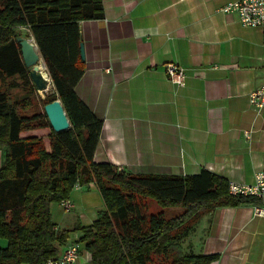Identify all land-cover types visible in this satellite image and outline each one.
<instances>
[{"label": "crops", "instance_id": "crops-1", "mask_svg": "<svg viewBox=\"0 0 264 264\" xmlns=\"http://www.w3.org/2000/svg\"><path fill=\"white\" fill-rule=\"evenodd\" d=\"M232 1L102 0L103 17L78 22L84 68L74 89L102 118L95 161L134 173L205 167L228 182L254 181L264 168V107L249 94L264 84V43L258 27L225 7ZM168 63L183 68L182 84ZM69 198V213L51 205L58 228L89 224L103 207L94 184ZM253 208L215 207L184 236V249L217 253L209 264H264V215Z\"/></svg>", "mask_w": 264, "mask_h": 264}, {"label": "trees", "instance_id": "trees-1", "mask_svg": "<svg viewBox=\"0 0 264 264\" xmlns=\"http://www.w3.org/2000/svg\"><path fill=\"white\" fill-rule=\"evenodd\" d=\"M101 17L102 0H0V264H46L70 243L79 244L87 264H209L217 253L182 245L193 225L217 206H264V197L231 194L228 180L205 167L185 175L134 173L93 159L102 118L74 86L84 68L78 22ZM17 36L37 44L54 89L43 105L61 101L66 129L51 127L44 106L26 111L28 95L10 100L17 86L36 93ZM32 129L47 133L26 132ZM91 183L103 203L95 218L58 228L51 205ZM151 202L180 211L166 216Z\"/></svg>", "mask_w": 264, "mask_h": 264}, {"label": "built area", "instance_id": "built-area-1", "mask_svg": "<svg viewBox=\"0 0 264 264\" xmlns=\"http://www.w3.org/2000/svg\"><path fill=\"white\" fill-rule=\"evenodd\" d=\"M225 7L234 10L239 22L243 25L258 27L262 33V43H264V0H234L229 2ZM166 72L173 82L182 84L184 78L182 67L174 63H168L166 65ZM249 101L258 109L264 107V84L250 92ZM75 187L78 186L76 185ZM228 190L231 194L264 197V168L255 172L252 183L229 181ZM72 205L73 203L69 198L63 199L60 202V207L64 210H69ZM253 211L255 214L264 215V206L255 205ZM78 255L79 244L70 243L63 248L57 257L48 259L46 264H76L75 261Z\"/></svg>", "mask_w": 264, "mask_h": 264}, {"label": "water", "instance_id": "water-1", "mask_svg": "<svg viewBox=\"0 0 264 264\" xmlns=\"http://www.w3.org/2000/svg\"><path fill=\"white\" fill-rule=\"evenodd\" d=\"M24 63L28 69L32 82L38 91L45 90L49 86V80L42 74L40 66L45 67L37 44L31 38L17 36ZM80 57L84 59V47L80 43ZM53 92V90L51 91ZM44 111L51 127L55 131L66 129L69 121L62 103L59 99L51 100L44 104Z\"/></svg>", "mask_w": 264, "mask_h": 264}, {"label": "rangeland", "instance_id": "rangeland-1", "mask_svg": "<svg viewBox=\"0 0 264 264\" xmlns=\"http://www.w3.org/2000/svg\"><path fill=\"white\" fill-rule=\"evenodd\" d=\"M41 70L42 71L44 70V73H46V78L49 80L50 87L47 90L38 91L36 89V93L33 92V91H29L28 93H24L23 88H21L19 86L14 87V88H11L9 90L10 91V100H12V101L14 99H22L23 96H27V95L29 96L30 104H29L28 108H26V111H28V112H31L33 110H41L42 107L44 106L42 99H44L47 94H50L52 90H54L53 89V86H52V83H51L50 76L48 75V72L46 70V67H43L42 66ZM13 78L15 80H17L18 82H20V79L18 77L15 76ZM0 86L1 87L6 86L5 82L4 81L1 82L0 83ZM26 132H28V133H34V134H38V135H44V136L47 133L46 129H32V130H28ZM151 207H152L153 211H160V210L163 211L166 216H172V215H174V214H176V213H178L180 211V208L179 207H159V206L155 205L153 202H151ZM62 210H64V209H62ZM64 211H66V213H69V212H67V210H64ZM93 212L94 211H92V213ZM73 235H74V233L72 232V235L71 236H73ZM82 252L83 251L81 249V251L79 252V255H78L75 263H77V264H84V263L87 264V255L84 254L85 252H83L86 260L84 259V257L81 258L80 255L82 254ZM79 256H80V259H79Z\"/></svg>", "mask_w": 264, "mask_h": 264}, {"label": "bare ground", "instance_id": "bare-ground-1", "mask_svg": "<svg viewBox=\"0 0 264 264\" xmlns=\"http://www.w3.org/2000/svg\"><path fill=\"white\" fill-rule=\"evenodd\" d=\"M41 68H42V66L39 67L40 70H41ZM41 72H42V74L46 77V73H44V70H43V71L41 70ZM49 87H50V85L48 86V88H49ZM48 88H47V89H48ZM47 89H45V90H47ZM41 91H43V90H41Z\"/></svg>", "mask_w": 264, "mask_h": 264}]
</instances>
